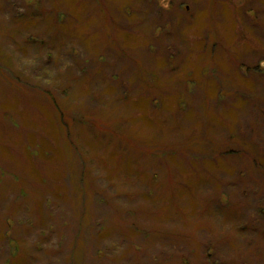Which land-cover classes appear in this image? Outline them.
Returning <instances> with one entry per match:
<instances>
[{"label":"rangeland","instance_id":"rangeland-1","mask_svg":"<svg viewBox=\"0 0 264 264\" xmlns=\"http://www.w3.org/2000/svg\"><path fill=\"white\" fill-rule=\"evenodd\" d=\"M214 262L264 264V0H0V264Z\"/></svg>","mask_w":264,"mask_h":264},{"label":"trees","instance_id":"trees-1","mask_svg":"<svg viewBox=\"0 0 264 264\" xmlns=\"http://www.w3.org/2000/svg\"><path fill=\"white\" fill-rule=\"evenodd\" d=\"M254 72V71H253ZM244 96H234L233 98L234 99H231L230 101H232L231 103L229 102V104H232V103H238L237 101H240L241 100V103H246L245 102V100H247L248 98H243ZM235 101V102H234ZM152 102V105L154 106V102L153 101H151ZM155 107V106H154ZM221 155V154H220ZM228 155H230V152L228 151ZM205 156H209L210 157V159H208V160H206V159H204V160H206L207 162H216V161H218V160H220L218 157H219V155H216L215 157H213L211 154H206ZM223 157H227V155H223V156H221V159H228V158H223ZM258 214H261V212H258ZM213 264V263H212ZM214 264H216L215 262H214Z\"/></svg>","mask_w":264,"mask_h":264},{"label":"flooded vegetation","instance_id":"flooded-vegetation-1","mask_svg":"<svg viewBox=\"0 0 264 264\" xmlns=\"http://www.w3.org/2000/svg\"><path fill=\"white\" fill-rule=\"evenodd\" d=\"M225 2V1H224ZM227 3V2H226ZM228 4V3H227ZM218 7H220V8H217V9H219V11H221V12H223V5L222 4H219V6ZM235 11H236V13H235V19H238V12H240L241 11V8H235V7H232ZM238 9V10H237ZM186 10H188V8H186ZM207 10V8L206 7H202L201 8V10H200V12L199 13H202L203 11H206ZM215 13H220V12H217V10H216V12ZM198 14V13H197ZM197 14L196 13H194V17H192V20H193V22H194V24H195V20L197 19ZM222 13H220V15H221ZM204 21L205 20H207V19H203ZM206 39V38H205ZM248 68H254V66L253 65H248ZM256 68V67H255Z\"/></svg>","mask_w":264,"mask_h":264}]
</instances>
